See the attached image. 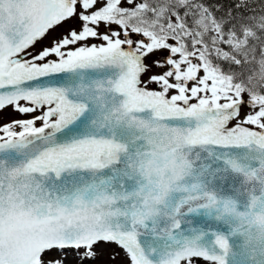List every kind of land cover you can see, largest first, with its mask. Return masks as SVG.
Listing matches in <instances>:
<instances>
[{
    "label": "snow or ice",
    "instance_id": "6c2138e0",
    "mask_svg": "<svg viewBox=\"0 0 264 264\" xmlns=\"http://www.w3.org/2000/svg\"><path fill=\"white\" fill-rule=\"evenodd\" d=\"M0 264H264V0H0Z\"/></svg>",
    "mask_w": 264,
    "mask_h": 264
}]
</instances>
